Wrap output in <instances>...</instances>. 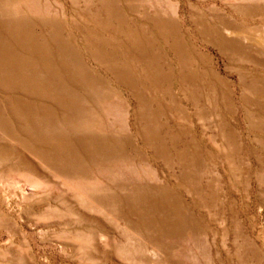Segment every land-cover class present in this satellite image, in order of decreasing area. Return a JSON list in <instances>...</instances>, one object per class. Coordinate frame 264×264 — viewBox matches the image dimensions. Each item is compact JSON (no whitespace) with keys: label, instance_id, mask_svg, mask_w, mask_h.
<instances>
[{"label":"rangeland","instance_id":"1","mask_svg":"<svg viewBox=\"0 0 264 264\" xmlns=\"http://www.w3.org/2000/svg\"><path fill=\"white\" fill-rule=\"evenodd\" d=\"M11 32L49 69L0 85V264H264V0H0Z\"/></svg>","mask_w":264,"mask_h":264},{"label":"bare ground","instance_id":"2","mask_svg":"<svg viewBox=\"0 0 264 264\" xmlns=\"http://www.w3.org/2000/svg\"><path fill=\"white\" fill-rule=\"evenodd\" d=\"M5 36L6 39L3 38L4 35L0 36V70H3L6 73V78L4 80H0V85L6 89H10L11 87H15V86L17 87L22 86V87H26V89L29 90L30 92H34L38 94L44 93V91L42 90H45V88L42 87V85H37L32 88L31 87L28 88L27 79L24 78L22 75H20V73H18L19 71L16 70L17 68L20 70L24 66H30L35 70L44 69V68L49 69L43 61L36 60L34 56V53L35 55L36 53H38V51L42 53L44 49L38 47L34 49L33 53L30 56L21 55L16 51L17 46H19L21 42V38L17 35V33L16 34H14V32L6 33ZM14 53L16 55L13 57L12 55H14ZM243 53L244 52L237 54L240 55ZM121 74L123 73H120L119 75L117 74V78L123 81H128L127 78ZM151 77H154V79H151ZM155 77L156 75H149V80L153 85H156L158 83L155 80L156 79Z\"/></svg>","mask_w":264,"mask_h":264}]
</instances>
